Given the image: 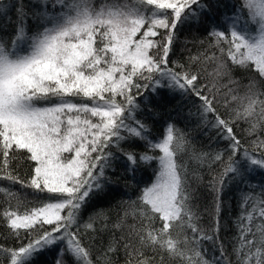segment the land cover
<instances>
[{"label":"snow or ice","instance_id":"6c2138e0","mask_svg":"<svg viewBox=\"0 0 264 264\" xmlns=\"http://www.w3.org/2000/svg\"><path fill=\"white\" fill-rule=\"evenodd\" d=\"M244 2L251 20L244 28L236 27L241 9L232 18L230 38L213 30L221 56H205L216 62L217 79L229 77V84H236L230 78L232 65L250 76L244 95L231 96L237 108L224 116L217 109L216 93L208 95L204 86L198 87V72L170 66L175 29L187 21L199 23L210 10L205 0H106L99 9L92 0H35L34 28L20 0L14 36L10 41L0 37V180L48 195L47 202L23 213L9 208L0 213L7 236L19 239L23 230L32 237L18 248L0 244V264H33L56 246V264H118L112 255L121 248L126 264H264V198L250 210V198H245L237 245L230 254L221 242L219 256L209 261L202 242L213 237L198 226L184 166L176 160L187 150L186 137L170 123L162 140L154 142L147 124L136 116L141 88L159 94L158 89L166 87L174 94L195 96L201 120L232 150L226 162L221 153L212 158L224 163V175L243 181L249 170L264 169V155L257 158L244 151L234 159L241 148L234 126L248 122L249 135L264 129V0ZM252 22L257 27L249 26ZM158 36L160 41L154 39ZM122 142L129 149L146 142L149 150L162 155H137L123 150ZM254 143L264 148L259 137ZM113 145L122 151L128 171L154 160L158 169L125 212V219L131 215L135 223L94 259L83 243L81 216L91 194L110 182L105 170L112 167L114 154L107 149ZM25 166L22 176L19 169ZM0 195L5 202H23L10 187H0ZM82 226L96 230L94 218Z\"/></svg>","mask_w":264,"mask_h":264},{"label":"trees","instance_id":"16d2710c","mask_svg":"<svg viewBox=\"0 0 264 264\" xmlns=\"http://www.w3.org/2000/svg\"><path fill=\"white\" fill-rule=\"evenodd\" d=\"M105 2L106 0H92L97 9ZM121 2L131 4L135 3V0H121ZM205 2L209 4L210 10L200 17L199 23L187 21L178 24L175 29L169 57L170 66L182 65L181 70L198 72L200 75L198 87L204 86L205 94L216 93V99L219 102L217 109L222 115L227 116L231 109L237 108V104L231 101V96L244 95L250 76L243 68L232 65L230 78L236 81V84H229V77L217 79L214 75L216 62L206 60L205 56H212L213 53L218 57L221 56L220 45L211 35L213 30L224 31L227 34L229 22L241 9L243 13L236 25L238 29L244 28L251 18L244 0H205ZM34 3L35 0H23L24 10L29 14L27 23L30 28H34V22L31 19V13L35 10ZM0 6L3 8L0 11V37L10 41L18 24L17 9L20 6V0H0ZM249 26L256 27L254 22ZM160 32L163 33L164 30L161 29ZM154 39L160 41L162 37L158 36ZM224 59L226 60L227 57L225 56ZM228 63L231 64L230 61ZM140 83H147V81L141 80ZM229 88H233L234 91L229 93ZM209 89H212V92H209ZM239 89L241 92L238 91ZM243 89H245L244 92ZM140 93L136 96V100L141 110L136 113V116L147 124L150 140L158 139L170 123L174 124L187 139V150L180 153L176 160L184 166L187 184L192 193L191 207L196 213L198 226L213 237L212 240L202 242V247L207 250L206 259L211 261L214 255L219 256L221 242L231 254L233 247L237 245L238 221L245 210V198H250L247 205L249 210L252 203H259L264 198V169L258 168L256 172L248 171L243 181L232 174L224 175V163L214 161L212 158L217 153H221L226 162L232 150L228 146V141L223 139L211 124L201 120L198 114L200 101L195 96L174 94L166 87L158 89L159 94L153 93L151 87L141 88ZM211 119L209 117V120ZM249 127V123L244 120L234 126L235 134L241 142L240 151L234 159L239 160L244 151L252 153L257 158L264 155V148H258L254 143L258 137L264 140V129H258L255 134L249 135ZM121 148L125 151H135L137 155L143 153L150 156L156 155V151L149 150L146 142H138L131 149L128 143L122 142ZM107 151L114 154L112 167L105 170L110 182L105 185L102 192L91 194L81 216L80 233L83 243L91 248L94 259L107 249L114 236L118 238L126 234L129 226L135 223L131 215L125 219V212L131 210L130 205L137 200L143 188L157 171L154 160L151 164H139L133 173L127 170V161L122 151L115 145ZM196 156H201L203 159L197 160ZM19 172L22 176H26V166L20 168ZM0 187H10L23 198V202L18 205L15 199L5 202V198L0 195V213L4 208L17 209L23 213L25 208L47 202V193H36L31 189L21 188L20 185H11L7 180H0ZM89 218L95 220V231H85L82 226ZM258 221L259 217H257ZM118 224L121 225L120 228L115 227ZM188 234L191 235L190 232ZM31 238L23 230L19 239L15 236H7L6 226L0 222V244L5 247L18 248L21 244H27ZM59 247L44 251L33 261V264H56ZM231 258L235 261L234 255ZM112 259L118 261V264H126L128 257L121 248L117 254L112 255ZM69 264H71L70 260Z\"/></svg>","mask_w":264,"mask_h":264},{"label":"rangeland","instance_id":"374dc122","mask_svg":"<svg viewBox=\"0 0 264 264\" xmlns=\"http://www.w3.org/2000/svg\"><path fill=\"white\" fill-rule=\"evenodd\" d=\"M198 10V9H197ZM230 23V25H229V28H228V30H227V34H229V37H230V31L232 30V24H233V19L229 22ZM257 27V26H256ZM254 35L256 34V33H253ZM239 92H241V90L239 89L238 90ZM245 91V89H243V92ZM165 129L166 128H164V130H163V133H161V136L158 138V139H154L153 141L155 142V141H159V140H162V138H163V136H164V134H165ZM156 151V156H158V155H162V153H160L159 152V150H155ZM156 165H157V169H158V162L156 161ZM258 168L259 167H256V168H254V169H251V170H249V172H256V170H258ZM156 173H157V171H156ZM156 173H155V175L153 176V178L149 181V183L146 185V186H149L152 182H153V180L155 179V176H156ZM253 178V180H254V176L252 177ZM145 186V187H146ZM249 186V185H248ZM144 187V188H145ZM143 188V189H144Z\"/></svg>","mask_w":264,"mask_h":264}]
</instances>
